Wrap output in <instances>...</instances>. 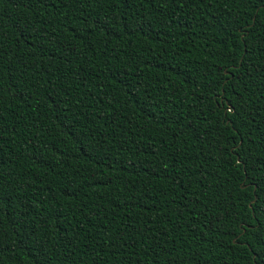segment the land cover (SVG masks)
Wrapping results in <instances>:
<instances>
[{
  "label": "trees",
  "instance_id": "1",
  "mask_svg": "<svg viewBox=\"0 0 264 264\" xmlns=\"http://www.w3.org/2000/svg\"><path fill=\"white\" fill-rule=\"evenodd\" d=\"M258 10L251 0H0V188L16 201L14 211L0 202V264H254ZM225 90L237 113L218 103ZM41 226L51 239L29 245Z\"/></svg>",
  "mask_w": 264,
  "mask_h": 264
},
{
  "label": "snow or ice",
  "instance_id": "2",
  "mask_svg": "<svg viewBox=\"0 0 264 264\" xmlns=\"http://www.w3.org/2000/svg\"><path fill=\"white\" fill-rule=\"evenodd\" d=\"M34 4L36 5H45L46 3L48 4L49 7H53L55 8L57 6V0H33ZM60 2H63V0H60ZM251 2L255 3L257 8L259 9L257 12L253 13V15L256 17V21L259 22V28L264 29V0H251ZM240 27H245L244 25H241ZM257 27V23L256 22H249L247 28L248 31L245 33V38H247L248 36L252 35V29ZM98 30L104 31L107 30L109 28V24L107 21H105L103 19V17H101L100 19V23L97 25ZM243 42V41H242ZM227 67V66H226ZM224 79L226 81L233 79V72L232 70L227 71L224 74ZM225 89H228L230 87V85H224L223 86ZM222 102L218 101V103H220L221 107L225 110V112L227 114H232V113H237L239 111L237 105L239 104V101H236V103H233L234 97L233 95L230 93V91H223L222 93ZM231 122V118L229 116V118L224 120V123H230ZM241 183H243V181H241ZM261 192H264V188H262L260 190ZM9 193L4 192L3 188H0V202H7L8 206L10 208V210L14 211L13 206L16 204L15 200H9ZM68 195L71 197L74 195V193L69 192ZM260 207L258 209V211L261 214H264V202L261 201H256ZM27 209V204H25L24 206V210ZM0 211H3L2 208H0ZM23 212V210H22ZM53 216L57 218V225H59V223L61 221H63L65 219V214L63 212H61L59 209L56 210L55 213H53ZM22 221H18V223H21ZM247 226L243 225L240 229L241 232H243L245 230ZM41 227H38L35 233H29L28 234V238H27V243L29 245H35L38 241L41 240H50L51 237H44L40 235L41 232ZM259 240L257 242V246L256 248L253 249L254 252H256V258L254 261V264H264V230H262L259 233ZM17 243H19V241H17ZM57 243H59V241H57ZM3 248L2 246H0V251H2ZM41 251V249H37V252L39 253Z\"/></svg>",
  "mask_w": 264,
  "mask_h": 264
}]
</instances>
